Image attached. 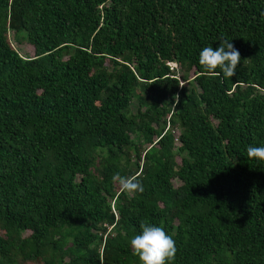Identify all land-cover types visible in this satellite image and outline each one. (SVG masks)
<instances>
[{"label":"trees","instance_id":"obj_1","mask_svg":"<svg viewBox=\"0 0 264 264\" xmlns=\"http://www.w3.org/2000/svg\"><path fill=\"white\" fill-rule=\"evenodd\" d=\"M222 39L241 54L227 79L199 64ZM249 146L264 0H0V264H140L141 222L172 236L169 264H264Z\"/></svg>","mask_w":264,"mask_h":264},{"label":"clouds","instance_id":"obj_2","mask_svg":"<svg viewBox=\"0 0 264 264\" xmlns=\"http://www.w3.org/2000/svg\"><path fill=\"white\" fill-rule=\"evenodd\" d=\"M217 49L205 47L199 53V64L206 74L218 76L223 74L227 78L236 75V69L241 61V54L233 43L227 39L220 41ZM217 69L220 71L218 72ZM183 87V84H181ZM177 103L179 97H176ZM247 158L264 161V146L247 148ZM112 182L118 185L121 192L128 196L143 193V184L138 175L122 176L119 173L112 176ZM141 232L130 240L133 255L138 257L140 264H169L177 255V247L174 239L163 227L141 222Z\"/></svg>","mask_w":264,"mask_h":264},{"label":"rangeland","instance_id":"obj_3","mask_svg":"<svg viewBox=\"0 0 264 264\" xmlns=\"http://www.w3.org/2000/svg\"><path fill=\"white\" fill-rule=\"evenodd\" d=\"M12 39H13V35H12ZM14 46L18 49V51L22 54V55H25L27 56L30 52L32 53L33 49L32 47H27V46H23V45H20L19 43H16L14 40ZM172 67H176V63H171ZM48 249H51V247H48L46 248L44 251L47 252ZM47 254V253H46Z\"/></svg>","mask_w":264,"mask_h":264}]
</instances>
